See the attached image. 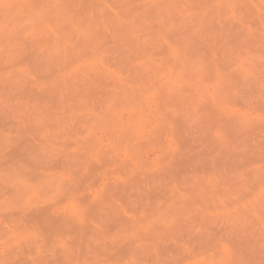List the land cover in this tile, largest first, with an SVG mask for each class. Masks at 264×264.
<instances>
[{"label":"rangeland","instance_id":"1","mask_svg":"<svg viewBox=\"0 0 264 264\" xmlns=\"http://www.w3.org/2000/svg\"><path fill=\"white\" fill-rule=\"evenodd\" d=\"M0 264H264V0H0Z\"/></svg>","mask_w":264,"mask_h":264},{"label":"bare ground","instance_id":"2","mask_svg":"<svg viewBox=\"0 0 264 264\" xmlns=\"http://www.w3.org/2000/svg\"><path fill=\"white\" fill-rule=\"evenodd\" d=\"M139 125H140V124H139ZM141 125H142V124H141ZM128 127H129V126H128ZM128 127H127V128H128ZM133 128H134V127H133ZM136 128H137V127H136ZM136 128H135V130H138V129H136ZM139 129H141V127H139ZM124 130L127 131V133H129V132H128V129H127V130L124 129ZM129 130H130V128H129ZM135 130H134V132H135ZM136 132H137V131H136ZM123 133H124V132H123ZM127 133H126V134H127ZM126 134H125V135H126ZM131 134H132V133H131ZM137 134H138V133H137ZM127 135H129V134H127ZM133 135L135 136L134 133L132 134V136H133ZM132 136H131V137H132ZM136 136H137V135H136Z\"/></svg>","mask_w":264,"mask_h":264}]
</instances>
